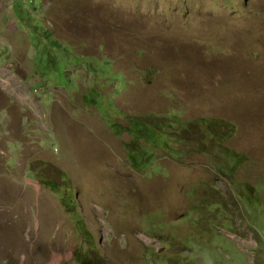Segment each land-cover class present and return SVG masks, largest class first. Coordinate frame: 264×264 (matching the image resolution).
Returning a JSON list of instances; mask_svg holds the SVG:
<instances>
[{"label": "rangeland", "instance_id": "rangeland-1", "mask_svg": "<svg viewBox=\"0 0 264 264\" xmlns=\"http://www.w3.org/2000/svg\"><path fill=\"white\" fill-rule=\"evenodd\" d=\"M0 239V264H264V0H0Z\"/></svg>", "mask_w": 264, "mask_h": 264}, {"label": "clouds", "instance_id": "clouds-1", "mask_svg": "<svg viewBox=\"0 0 264 264\" xmlns=\"http://www.w3.org/2000/svg\"><path fill=\"white\" fill-rule=\"evenodd\" d=\"M192 122H199V123L202 124V127H205V129H206L207 131L211 130V135H212L213 137H210V139L216 141V144H219L218 146L220 147L221 150H223V151H227V152H232V153H234L236 156H238V157L241 158V162H240V164H239V168L237 169V172L240 170V168H242V166H244V164H245V162H246L247 159H245L241 154L235 153V152L230 151V150H226V149L224 148V144H226L228 141H230V140L233 138V134H234L233 126H232L230 123H228V122H226V121H224V120H222V121H217V120H213V119H204V120H197V121H192ZM192 122H188V123H187V127H186V132H187V133H186V135H188V134H192V137H194V136H193V132H192V130H193V128H195V127L193 126ZM213 123H217V125H220V126H218L219 129H227L228 127L232 128V134L229 136L228 139L223 140V141L220 142V139L217 137V133H215V130H214V133L212 132L213 130H212L211 128L213 127ZM198 128L201 129V127H199V126H198ZM181 135H184L183 132H181ZM204 135H205V134L203 133V134H202V139H201V140L204 139ZM201 140H200V142H201ZM193 141H194V140H193ZM194 144H195V142H194ZM188 149H189V148H188Z\"/></svg>", "mask_w": 264, "mask_h": 264}, {"label": "bare ground", "instance_id": "bare-ground-1", "mask_svg": "<svg viewBox=\"0 0 264 264\" xmlns=\"http://www.w3.org/2000/svg\"><path fill=\"white\" fill-rule=\"evenodd\" d=\"M109 21V20H108ZM8 86V85H7ZM45 228H46V226H45V224L44 223H41V230H42V233H44V231H45ZM14 232V231H13ZM16 232V231H15ZM4 235V234H3ZM14 236H13V233L10 235V238H12V239H14L13 238ZM16 237V236H15ZM41 235H37L36 236V238H37V242L41 239ZM12 239H11V241H12ZM18 239V238H17ZM1 240V239H0ZM16 240V239H15ZM7 241V240H6ZM11 241H9V242H11ZM18 241V240H17ZM3 242V241H2ZM8 242V241H7ZM15 242V241H14ZM22 242H20V243H18V245L19 244H21ZM2 244V243H1ZM39 244V243H38ZM4 246V245H3ZM9 246H11V245H9ZM14 246H15V244H14ZM16 247V246H15ZM15 247H13V249L15 248ZM24 248H25V246H24V244H23V246L21 245L19 248H16L17 249V252H19V251H21V252H23L24 251ZM16 249H14V250H16ZM12 250V249H11ZM26 250V249H25ZM34 252L36 251V249H35V246H34ZM25 252V251H24ZM29 252V251H28ZM27 251H26V253H28ZM34 252H32V256H33V254H34ZM25 253V254H26ZM30 254V253H29ZM28 254V255H29ZM35 255V254H34ZM34 259H35V257H33ZM42 259V258H41ZM44 260V259H43ZM41 262H42V260H41Z\"/></svg>", "mask_w": 264, "mask_h": 264}, {"label": "trees", "instance_id": "trees-1", "mask_svg": "<svg viewBox=\"0 0 264 264\" xmlns=\"http://www.w3.org/2000/svg\"><path fill=\"white\" fill-rule=\"evenodd\" d=\"M176 120H177V122H176V124H177V129L178 128H180L182 125L181 124H179V122L180 123H182V121L180 120V119H178L177 117H176ZM183 124V123H182ZM52 184V183H51ZM53 185V184H52ZM53 187H56V185H53ZM56 191V190H55ZM94 252H96L95 250H94ZM100 262V260L98 259L97 261H96V259L94 258L91 262H87V263H85V264H103V263H99Z\"/></svg>", "mask_w": 264, "mask_h": 264}]
</instances>
